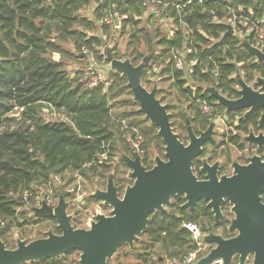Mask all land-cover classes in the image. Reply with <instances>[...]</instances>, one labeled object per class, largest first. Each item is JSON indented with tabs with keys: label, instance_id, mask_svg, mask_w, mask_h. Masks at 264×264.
Listing matches in <instances>:
<instances>
[{
	"label": "trees",
	"instance_id": "trees-1",
	"mask_svg": "<svg viewBox=\"0 0 264 264\" xmlns=\"http://www.w3.org/2000/svg\"><path fill=\"white\" fill-rule=\"evenodd\" d=\"M98 1H101V5L93 11L92 20L79 16L80 10ZM142 1L0 0V221L5 223L0 227L1 237L10 226L5 220L10 219L12 223L18 214H22L17 208H22L26 203L23 199L24 191L28 192L27 202L31 204L37 194V187L53 175L63 176L66 172L78 170L84 179H104L110 172L112 163L107 162H112L118 141L126 142V133L134 135L131 128L136 127L124 115L113 112L114 102L120 95H131L126 87L125 76L114 71L107 73L113 80L104 92L102 84L84 88L79 79L88 73L90 64L87 69H76L70 73L66 71L61 58H84L78 53L72 55L65 49V42L71 40L77 50L84 46L93 52L97 65L92 67L105 61L102 52L108 45L105 46L107 42L102 36L108 37L110 28L102 23L103 8L118 17L120 31L127 27L132 29L128 45L132 42L139 45L144 41L149 52L153 47L159 51L153 60L163 57L168 48L181 42V31H177L172 38H166L157 28L148 31L144 26L139 27L140 16L144 11ZM230 4L252 7L255 12L264 11V0H231ZM223 5V0H205L202 5L192 4L186 9L185 22L192 31V43L200 61L207 63V55L213 54L215 60L220 62L221 75L216 87L222 95L231 99L238 96L233 88L234 80L230 77L237 69L236 64L242 63L240 68L245 71L253 70L256 66L249 64L252 55L240 45L238 39L233 36L223 37L224 26L211 22V11L222 16L225 11ZM164 12L175 14L169 6ZM121 15L125 16L124 19L120 18ZM92 29L96 34L87 36L86 31ZM111 49L113 56L120 59L116 45ZM127 57L137 64L143 55L133 48ZM224 59L229 62H223ZM172 77L173 87L189 101L187 109L193 110L192 120H198V105L190 101L192 91L183 88L185 79L178 72H172ZM252 78L249 72V79ZM192 79L199 85L202 82L208 83L209 76L201 73L200 66H197ZM201 92V86H197L195 97H202ZM204 95L208 101L213 102L212 97L206 93ZM214 106L215 109H223L219 104ZM41 107L63 112L65 119H44ZM15 110L19 112L17 119L13 112ZM185 116L182 111L176 114L181 122V130L185 128ZM155 136L159 142V137ZM183 139H186L185 136ZM103 152L107 159L100 162L98 157ZM145 156L144 161L147 160L146 153ZM87 163H90L88 168H83ZM199 164V159H195L193 166L197 168ZM114 183L121 189L119 184ZM53 191L56 192L54 188ZM84 200L88 201L89 198ZM176 210L180 217H174L167 211L150 214L147 227L142 232L147 236V241L138 242L144 246L146 254L149 252V255H153V251L158 249L157 254H154L156 264L180 253L185 256L195 249L196 244L190 231L183 227L185 222L195 223L199 218L206 219V226L200 229L202 232H213L218 226L213 224L209 228L212 215L203 201L197 203L194 211L181 209L179 205ZM223 232L226 233L225 230ZM73 252L69 251L65 255ZM56 261L57 258L25 264H55ZM142 261L147 262L146 259Z\"/></svg>",
	"mask_w": 264,
	"mask_h": 264
},
{
	"label": "water",
	"instance_id": "water-1",
	"mask_svg": "<svg viewBox=\"0 0 264 264\" xmlns=\"http://www.w3.org/2000/svg\"><path fill=\"white\" fill-rule=\"evenodd\" d=\"M226 29L223 37L232 34L231 27ZM239 42L264 69V53L244 39ZM155 54L156 47H153L149 55L134 64L129 58H115L112 49L105 47V63L98 68L106 73L114 71L125 76L126 87L138 106L136 112L157 128L164 158L155 156L154 165L146 169L137 152H132L131 156L120 153L119 158L127 167V178L132 183L126 185L120 195L113 176L109 174L104 189H95L85 196L110 207L108 215L97 214L89 228H75L71 224L68 202L64 194L56 189L57 203L54 207L41 200L39 206L30 207V212L36 219H53L58 232L50 229L44 237L31 241L17 239L12 249L0 240V264L56 259L69 251L79 252L77 264H107L119 247L128 245L129 249H133L134 243L140 242L139 236L147 227L149 215L164 212L172 197L184 198L181 208L189 211H193L197 202L203 200L215 223L222 217L223 202L230 204L233 214L227 227L231 236L225 238L214 232L202 235L200 241L213 247L192 264H214L217 261L230 264L234 259L238 260V264H246L249 259L250 264H264V203L260 197L264 191V158L252 155L247 164L233 162L230 176H218V162L208 164L206 159H202L200 171L205 175L204 179H198L193 173L192 162L202 153L203 145L213 140L214 122L196 134L186 119L188 142L184 144L178 139L172 129L168 105L162 104L156 97L157 83L154 82L148 90L141 81ZM235 81L239 86L236 99L225 97L215 86H208L205 91L224 108L225 114L246 110L244 116L248 117L256 110L264 109V79H256L260 86L257 90L248 86L239 74H236ZM257 123L259 127L264 123V113ZM243 139L258 149L264 147L261 132L254 135L249 130Z\"/></svg>",
	"mask_w": 264,
	"mask_h": 264
},
{
	"label": "rangeland",
	"instance_id": "rangeland-1",
	"mask_svg": "<svg viewBox=\"0 0 264 264\" xmlns=\"http://www.w3.org/2000/svg\"><path fill=\"white\" fill-rule=\"evenodd\" d=\"M94 4H90L84 9L80 10L78 12L79 16L85 17L87 19L92 20L94 17V13L90 11L91 6ZM137 18V17H136ZM146 18H149L148 20ZM141 22L139 24L140 26H144L148 31L158 29L159 33L163 36H167V26L162 25L161 21L158 19V17L154 18L152 16H145L144 11H142V15L140 16ZM146 20V21H145ZM110 28L109 36L107 37L106 35L102 36V38L107 42L105 44L108 45L109 47L116 45L118 52L121 56L120 59L128 58L127 55L128 53L134 48L137 49L139 53H141L144 56L149 55V52L146 43L144 44V41L140 42L139 45H137L135 42H132L131 45H128V42L130 41L129 35L132 33V29L130 27H127L124 31H120L118 28L114 29ZM87 36L96 34V31L94 29L86 31ZM65 49L69 50V53L77 54L79 56H84V58H74L66 56L62 57V61L65 63V69L68 72H73L76 69H87V67H92L96 63L94 61V56L93 52H90L87 50V48H84V46H81L80 49H76L73 46V42L71 40H68L64 44ZM98 50V48H96ZM156 48V52H157ZM159 54V51H158ZM166 55V54H165ZM163 55V58H167V56ZM155 56V55H154ZM61 57V55H60ZM152 60L149 62L148 67L151 68L153 65L152 63L156 62L157 60L161 62L160 59L157 60ZM97 65V64H96ZM88 67V68H89ZM91 69H94L93 67ZM153 73V72H152ZM247 73V71H246ZM167 74V72H166ZM83 81H89L92 76V74H89V71L86 75L80 76ZM112 78V77H111ZM168 78V77H167ZM164 76H162L161 79H156L153 78L150 73H144L142 77V84L143 86L150 90L152 88L153 83H157L158 86V91L156 94L157 99L161 101L162 104H167L168 105V113L172 114V123H174L173 128L174 131L181 136V139L183 140V143L185 141L184 136L186 137V133L184 130L180 129V119L176 118V114L179 113L180 111L184 112V114L187 117H191L193 115L192 109H186L189 105V101H187L186 97L179 93L177 91L176 87H173V82L174 80L167 79ZM79 79V80H80ZM83 82V87L88 88L86 84ZM184 88V87H183ZM114 108L113 112L116 114L124 115L129 123L136 127L137 131L139 132V135H141L144 139L143 143V148L146 152L147 158L153 159L155 156H162L164 153L163 149V144L161 139L159 138V142L156 138L155 135H157V128L151 126L149 122L145 121L143 118V115H137L136 110L138 106L136 103L133 102L132 96L128 93H123L120 95L114 102ZM191 103V102H190ZM41 116L44 119H65V114L63 112H58L56 110L47 108V107H41ZM15 113V118H18V110L13 111ZM233 118L230 116L226 119H223V123L221 128L214 134L213 136V143L209 144L205 147V156L204 158L209 161V163L213 162H218L220 163L221 166L225 168L227 173H230V168L229 164L233 161H238L242 162L243 159L247 156H251L254 151H248V150H243L240 151L237 149L235 145L229 142V137L232 135L238 133L237 130L234 129V122ZM130 133H126V137L130 138ZM239 135H242L240 133ZM185 144L187 142L185 141ZM126 153L128 152L127 148V141H118L116 145V151H115V156L112 159V166L110 169V172L106 174L104 179H99V178H92L88 177L86 179L82 178L83 180V189L85 192V196L88 193L93 192L95 189H104L106 181H107V176L111 174L114 178V182L119 184V186L124 187L126 185H129L132 183V180L127 178V172L128 169L123 165V163L120 161L119 154L120 153ZM115 175V177H114ZM121 180V181H120ZM69 182H71L69 180ZM97 182V183H96ZM100 184V185H96ZM55 188V187H54ZM55 192V191H54ZM85 198V197H84ZM83 196L79 199L77 203L74 205H71L67 208L68 214L73 216L74 224H77L80 222L81 219L85 218L89 214L93 212V210L102 207L100 206V202L96 200H84ZM181 201V200H180ZM170 203L172 204L171 206H166L165 211L167 213L174 215V217H178V212L176 210V206L179 204V201H176L175 198H171ZM17 211H21L22 214H18L16 220H14L12 223H10V219L5 220L6 222L9 223L8 231L6 232L5 235H3L0 240L4 242L5 246L9 249H12L15 247V241L17 239L21 240H27L31 241L37 238L44 237L45 233L48 230H53L54 232H58L56 228V223L53 219H35L32 217V214L29 213V211L25 210L24 208H17ZM211 214V212H210ZM212 215V214H211ZM224 215V221L225 219H231L232 215L230 214L228 209H224L223 211ZM151 217V216H150ZM180 217V216H179ZM187 217V216H186ZM149 219V217H148ZM198 222H192L189 221L193 224H195L198 227V230L200 231L202 226H206V219L199 218ZM4 222V221H3ZM213 216L210 219L209 222V228L211 229L213 227ZM214 232L217 233H222L221 229L214 228ZM208 232H202L200 231V235H204ZM140 241H147V236L145 234H141L139 236ZM213 245L209 244H202L200 243L199 245L195 246V249H193L189 253H195L196 256L198 257L197 260L208 253L210 248H212ZM157 250L153 251V253L156 255ZM147 252L144 250V246L140 243H134L133 249H129L128 245H123L119 247L116 251V253L111 257V259L108 260V264H151V262L155 263L156 260L153 255L146 254ZM137 256H139L141 259L137 260ZM176 259H182L183 254L180 253L179 255L173 257ZM79 259V252L74 251L73 253L69 255H64L60 256L57 258L58 261H56L55 264H63L70 262L71 264H75ZM146 259L147 262L144 263L142 260ZM171 259V258H169ZM167 260V258H166ZM165 260L162 261L159 264H165ZM68 264V263H67ZM156 264V263H155ZM246 264H250L247 262Z\"/></svg>",
	"mask_w": 264,
	"mask_h": 264
},
{
	"label": "built area",
	"instance_id": "built-area-1",
	"mask_svg": "<svg viewBox=\"0 0 264 264\" xmlns=\"http://www.w3.org/2000/svg\"><path fill=\"white\" fill-rule=\"evenodd\" d=\"M204 1L205 0H143L141 5L144 8L145 16H152L154 18L158 17V19L161 21V24L163 26H167L168 33L166 38H172L176 36L177 31H181L183 37L179 44H174L172 47L168 48L165 55H168L167 58H159L161 62L157 60L156 62L152 63L153 65L151 66V68H149L147 65V68H145L144 72L150 73V75H152V77L156 79H161L162 76H164L165 78L168 77L167 79L170 80H173L172 72L181 73L182 78H184L186 81L183 87L188 88L190 89V91H192V100L190 101L194 102L195 105L197 104L198 108L202 113L207 114L215 110L214 105L216 104V102H210L205 98V93L207 96H209V94L205 91V88L208 86H215L217 91H219L216 86L221 75L220 62L218 60H215L213 54L207 55V63H202L200 61V57L198 56V53L196 51L197 49L192 43V31L188 29L187 24L185 22V15L187 14L186 9L192 4L202 5ZM223 1L225 4L223 5L225 9L224 14L222 16H218L211 11V22L223 25L225 28L224 32L227 30V26L231 27L232 34L230 36L235 37L239 41L241 39H244L251 46L256 47L264 53V11L255 12L252 7H244L241 4L232 6L230 4L231 0ZM100 5L101 1L95 2L92 11H94ZM168 6L174 9V15L169 12H164L165 8ZM102 14V23H104L109 28H119V19L117 16H114V14H112L106 8L102 9ZM124 17V15L120 16L121 19H124ZM102 53H104V51ZM157 54L158 51L155 55ZM254 60H256L255 57ZM223 62L229 61L224 59ZM104 63L105 61L102 64ZM241 64L242 63H237V69L230 75V77L234 80L236 74H239L242 77L243 81L247 77L246 71L240 68ZM197 66H200L201 73L207 74L209 76L208 83L202 82L198 85V83L195 84V82L193 81L192 78L194 70ZM91 68L92 67H89V74H92L93 77H91L90 80L87 81V83L82 79H80V82H85L84 84H86L88 88H93L99 84H102L103 92L106 91L107 88L112 84L113 79L108 76L105 71L99 69L98 66L93 67L94 69ZM167 69L169 70V72H167ZM197 86H201L202 92L200 94L203 95L199 98L195 97V90ZM131 130L134 133L133 136L130 135V138H127L126 135L124 136L129 146V150L131 153L135 151L139 155H143L144 139L141 135H139V132L135 128H131ZM113 158L114 156H112V159ZM98 159L100 162L102 160H106V153L103 152L99 154ZM109 163L110 162H107V164ZM89 164L90 163L85 164L83 168H88ZM70 179H72V182H69ZM82 185V176L78 170L74 172H66L63 176L60 174L53 175L48 181L43 184H40L37 187V194L33 203L28 204V192H23V199L26 200V203L22 208L31 213L30 207L39 206L41 200H44L48 206L54 207L57 203V197L53 191L54 187L55 190L59 189L63 194H65V199L68 202L69 207L77 203L82 196L83 198L85 197V192ZM100 204L102 209L98 208L97 211L96 209L93 210L91 214L81 219L78 225L73 223L72 216L71 224L75 228H89L90 223L96 219L97 214L108 215L110 207H105L101 202ZM4 225L5 223L3 221H0V227H3ZM183 227L190 231L191 237L195 241L196 245L202 243L200 241V231L198 230V227L195 224L191 222H185L183 224ZM197 258L198 257L196 256V254L192 252L183 256L182 259H167L165 260V264H192L197 260ZM248 262L250 263V259L248 260ZM214 264L222 263L221 261H217ZM230 264H238V260L234 259L231 261Z\"/></svg>",
	"mask_w": 264,
	"mask_h": 264
},
{
	"label": "flooded vegetation",
	"instance_id": "flooded-vegetation-1",
	"mask_svg": "<svg viewBox=\"0 0 264 264\" xmlns=\"http://www.w3.org/2000/svg\"><path fill=\"white\" fill-rule=\"evenodd\" d=\"M249 61V64H254L256 67L253 68V70H250V69H247V77L246 79L244 80V82L250 86L251 88H253L254 90H257L259 89V85L256 83V79L258 77L264 79V69L263 67L256 63V60H254V56L252 55L251 59L248 60ZM249 72H251L252 74V79H249ZM234 80V79H233ZM233 88L237 91L239 89V86L237 84V82L234 80V85H233ZM239 96V95H238ZM237 96V97H238ZM236 97V98H237ZM236 98H231V99H236ZM187 99V98H186ZM230 99V98H229ZM213 101L216 102V100L213 99ZM216 104H218L216 102ZM187 109V107H185V110ZM246 110H240V111H237V112H230L229 114H225L224 113V108L223 109H215L213 110L211 113H207V114H204L200 111V109L198 110L199 112V117H198V120H192L191 117H193L194 115H192L191 117H187L185 116L186 118L184 119V132L186 133V139L185 141L188 142L187 140V131H186V119H188L190 125H191V128L192 130L194 131V133H198L199 131H204L210 122H214V131L215 133L219 130V128H221L222 126V123H223V119H226L228 117H232L233 118V124H234V129L237 130L238 133L232 135L231 137H229V142L232 143L233 145H235L237 147L238 150L240 151H243V150H248V151H254V153L252 155H258L260 156L262 159L264 158V147L261 148V149H258L257 146L255 145H249L247 141H244V137L247 136L249 134V130H252L254 135H257L258 133H262L264 135V123L259 127L258 126V119L259 117L261 116L262 113H264V109H258L256 110L255 114L254 115H250L248 117H245L244 116V113H245ZM170 114V122L172 124V129H173V132L174 131V128H173V125L174 123H172L171 119H172V114ZM190 119V120H189ZM176 133V132H175ZM214 133V134H215ZM240 133H242V135H239ZM177 134V133H176ZM214 136V135H213ZM179 139V138H178ZM180 140V139H179ZM181 142H183V140H180ZM185 141H184V144H185ZM213 143V140L212 141H207L204 145H203V148H202V153L195 159H199L200 161V164L198 165V167L196 168L195 166H193V163H194V160L192 162V170H193V173L196 175V177L200 180L204 179V175H205V172L203 171H200V168H201V161L202 159H205L204 156H205V147L209 144H212ZM127 148H128V152H126V154L128 155H132V153L130 152L129 150V146L127 144ZM145 150H144V153L143 155H140L141 156V163L142 165L146 168V169H150L153 165H154V158L153 159H149L147 158V160L144 161V158L146 157L145 156ZM164 154V153H163ZM251 155V156H252ZM251 156H247L243 159L242 162H238V161H233V162H236L240 165H244V164H247L248 161L247 159ZM161 158L163 159V155L161 156ZM207 160V159H206ZM144 161V162H143ZM122 162V161H121ZM208 164H212V163H209V161L207 160ZM231 162L229 164V168H230V173H227V171L225 170V168L223 166L220 165V163H218V173L217 175L218 176H221V175H226V176H230L232 174V171H233V167H232V163ZM123 163V162H122ZM214 163V162H213ZM123 165H125L123 163ZM126 167V166H125ZM127 168V167H126ZM124 191V187H121L118 188V192L120 195H122ZM260 197L262 198V202L264 203V191L260 194ZM173 198V197H172ZM175 200L179 201V206L181 208V205L184 203V198H176L174 197ZM181 200V201H180ZM200 201H203V200H200ZM100 202V201H99ZM199 202V201H198ZM197 202V203H198ZM204 202V201H203ZM205 205H206V202H204ZM171 205V203H170ZM197 205V204H196ZM106 207V206H105ZM207 207V206H206ZM196 208V207H195ZM228 209L229 212H230V204L228 202H223L221 204V212H222V217L219 219V221L217 223H215L214 221V217H213V223L217 226L216 228L217 229H221L222 230V233H217V232H214V233H217V234H220L222 235L223 237L227 236H231L227 233V227L230 223V219H225L224 221V215H223V211L224 209ZM182 209V208H181ZM209 209V208H208ZM188 210V209H186ZM189 211V210H188ZM194 211V210H193ZM210 211V209H209ZM211 212V211H210ZM212 214V213H211ZM230 214L233 216V214L230 212ZM213 216V215H212ZM226 231V233L224 234L223 231ZM226 238V237H225Z\"/></svg>",
	"mask_w": 264,
	"mask_h": 264
},
{
	"label": "crops",
	"instance_id": "crops-1",
	"mask_svg": "<svg viewBox=\"0 0 264 264\" xmlns=\"http://www.w3.org/2000/svg\"><path fill=\"white\" fill-rule=\"evenodd\" d=\"M95 3V2H94ZM94 3H91V4H94ZM93 7H94V5L93 6H91V8H90V11L92 12V14H93Z\"/></svg>",
	"mask_w": 264,
	"mask_h": 264
}]
</instances>
